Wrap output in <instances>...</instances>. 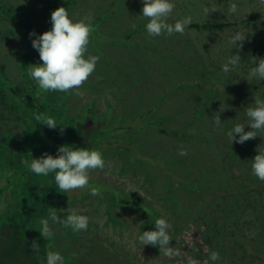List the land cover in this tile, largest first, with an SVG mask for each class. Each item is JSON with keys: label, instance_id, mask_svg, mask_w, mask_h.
Segmentation results:
<instances>
[{"label": "rangeland", "instance_id": "374dc122", "mask_svg": "<svg viewBox=\"0 0 264 264\" xmlns=\"http://www.w3.org/2000/svg\"><path fill=\"white\" fill-rule=\"evenodd\" d=\"M4 1L8 4L25 2L24 0ZM135 1L138 7H135ZM113 2L116 3L120 11L126 12L121 14L115 22H104L102 26L103 36L97 39V45L101 48L100 51L93 48V43L91 44V55H97L100 59L96 65L95 76L91 75L88 82L94 84L100 80L96 72L99 71L100 74L103 57L108 55L107 50H109L116 58L112 60L108 76H125L124 85L118 87L115 77H111L104 83L97 84L95 89L80 90L84 94L74 101L72 106L74 116L83 111L87 112L86 107H92L94 111L88 115V123L85 126L86 133H93L95 128L104 129L103 124L109 126L112 123V129L123 125L140 127L145 121L151 120L150 124L144 128V132L151 136L143 144L146 143L152 149L153 145L158 143L161 145L158 152L163 149L171 156L180 157V160H192L193 163L187 162L182 165L183 171L189 169L192 171L191 175L181 171L178 173L185 179L193 177L198 180L214 179L216 173L221 172V167L224 165L225 152L222 151V147L225 146V131L227 133L230 127L238 123L246 125L245 131H250L245 110L249 106H254L256 98L264 99V81L259 82L253 79L255 82L251 89L252 80L246 79L250 69L257 66L256 64L241 59L240 65L235 71L230 73L222 71V65L227 58L237 54V49L232 48L233 45L229 44V38L236 32L247 34L245 42L259 36L264 43V6H261L258 0H172L176 7L169 17V23H175L176 20L187 16L192 18V23H202L205 21L235 22L242 17L253 15H257L258 22L255 27L234 26L226 30L214 31V33H201L194 29H186L183 35L177 33L167 36L165 34L155 38L149 37L146 30L142 28L141 32L136 34L131 41L125 37H128L134 29L132 25L142 18L140 16L142 8L138 5V2H141L143 6L142 0H126L123 4L119 0H97L96 4L94 1L89 3L87 0H80L70 17L74 21L88 15H91L92 19H96L99 15L98 8L101 7L100 10H102L109 7ZM230 3L237 4V13H229ZM131 7H134V10ZM204 7H208L210 10L207 16L203 13ZM213 9L214 11H212ZM25 10H31V8ZM23 12V9H17L15 12L10 11L11 15L17 17H22ZM33 15L24 16V18L32 21ZM31 25H35V22ZM24 26L26 27V25ZM47 29L46 24L43 28H38V30L43 31ZM0 31V65L5 66L3 71L0 70V76H5L14 82L20 76V62H23L21 50L26 49V41L22 36L23 31L18 25L9 24L7 27L0 22ZM117 41L122 42V44ZM182 44L186 46L185 53L188 55L189 67L196 66L202 60L203 71L207 73L204 78L192 75L191 71L187 72L186 66L179 65L184 61V50L180 47ZM133 45L140 52L144 48V58L146 60L150 58L149 61L138 64L137 69L133 65V58L121 56L134 48L129 49ZM260 49L263 54H257L255 57L264 58V49L262 47ZM88 53L90 54V52ZM140 72H143L144 75H138ZM228 80L231 82L228 83ZM251 90H253L252 95L249 93ZM216 94L221 96L216 97ZM139 98L141 99L140 103ZM111 108L113 109L112 112H110ZM220 108L225 110L220 112ZM199 111H202V116L194 119V114ZM214 113L220 115L222 123L220 129H217L211 121ZM93 114L98 118L105 117L107 121L101 119L97 123L95 119H91ZM225 124L229 125L226 126ZM171 131H182L184 136L182 138L172 137ZM137 132V130L134 133L131 132L128 136L134 135L136 140L137 135H139ZM124 133L123 131H116L113 133V137H122ZM135 140H129L128 143ZM116 142L114 141L113 145L107 144L106 148H117L119 145ZM124 143H127V140ZM242 145L249 160V157H255L258 154V147L264 149V138L257 136ZM181 148L187 150L186 156L178 154ZM149 155L152 153L149 152ZM173 164L170 163V166ZM155 171L159 172L161 168L157 167ZM234 172L238 173L235 169ZM228 174L232 178V172ZM131 175L129 173L123 174L120 165L115 166L108 162L105 169H97L91 172L90 176L94 179L99 178L104 185L111 186L114 190L112 196L108 198L103 190L100 191L99 196L91 195L89 189L70 192L71 195H74V199L68 202V206L77 211L78 214L87 215L89 224L87 231L76 233L82 238L83 243H76V238H69L67 239L66 250L71 245V251L74 254L83 255L81 264H192L193 261L195 264H213L209 256L198 255L197 252L202 237L198 236L200 227L195 216L199 212H196L194 205H191L186 198L182 199V204L187 207L185 209L188 212H182L178 223L181 224L182 228L174 233L173 224L175 221L158 201L160 194L157 193V196L152 190L146 191L145 187L139 185V179L137 180ZM159 176H161V172ZM173 181L177 182L178 178L176 177ZM216 186L217 189L214 193L219 192L218 199L222 201V187H227V185L221 184L216 179ZM126 194H136L144 198L151 203L147 213H159L158 218H165L170 223L169 234L172 240L169 246L179 251L178 256H164L158 245L141 246L138 236L149 230L145 229L142 233L140 232L141 217L139 218L134 211L118 208L117 205L107 207L108 202L113 200V198L110 199L111 197L122 196L126 198ZM257 196L264 197V195H255V197ZM101 201L102 203L99 204ZM258 203H261V200ZM206 206L205 204L204 209L207 208ZM111 215L124 221L125 226L123 227L110 219ZM5 225L0 226V237L6 235ZM52 230L58 234L61 228L57 226ZM108 236L110 240H115L116 244L121 242L126 249L118 250V246L115 244L105 246ZM1 241L0 239V252L1 249L5 248ZM66 243L60 245L64 246ZM103 246L108 251H105ZM25 263L27 262L23 259L21 264ZM76 263L74 259L65 258V264Z\"/></svg>", "mask_w": 264, "mask_h": 264}, {"label": "trees", "instance_id": "16d2710c", "mask_svg": "<svg viewBox=\"0 0 264 264\" xmlns=\"http://www.w3.org/2000/svg\"><path fill=\"white\" fill-rule=\"evenodd\" d=\"M79 1L34 0L31 10L23 12L22 17H17L11 15L8 5L2 4V0H0V11L6 15L5 22L18 25L23 31L22 36L26 43L30 45L29 48L21 50L23 62H20V76L14 82L5 76H0V226L6 224L4 226L6 235L0 237L1 243L5 246L0 252V264H21L23 259L27 262L25 264H45L46 253L49 250L64 254L63 256L68 260L74 259L76 264L78 262L81 264L83 255L74 254L70 244V248L66 250L69 238H76V243H83L82 238L70 228H65L62 224L49 220L52 229L57 226L61 228V231L58 234L54 233V237L50 240H44L38 230L40 220L48 218L49 207L56 208L61 219L66 218L73 210L68 206V202L74 199V195H71L70 192H59L53 174L47 177L37 176L23 163L26 159L31 161L32 158H39L44 153L55 156L61 145H68L73 149L83 147L98 150L103 154L106 163L120 165L122 173L132 174L131 177L139 179V185L145 187L146 191L152 190L156 195L159 193L158 201L175 221L173 224L174 233L182 228L181 224H178L182 212H188L185 209L187 207L182 204V199L186 198L191 205H194L196 212H199L195 216L200 227L198 236L202 237V242L197 249L198 255L208 257L212 251H217L220 260L215 264H264V197H255V195H264L262 192L264 191V182L251 174L250 160L254 157H249L248 160L243 145L235 142L230 144L226 131L225 146L222 147V151L225 152L222 171L216 173V177L212 180H208V178L198 180L195 177L185 179L178 173L181 171L191 175L192 171L190 169L183 171L182 165L187 162L193 163L192 160H180V157L171 156L163 149L158 152L161 148L158 143H155L152 149L146 143L143 144L151 136L144 132V128L150 124L151 120L145 121L140 127L123 125L112 129V123L109 126L104 124V129L97 128L93 133H86L85 126L88 123L90 107H86L87 112L83 111L76 116L72 112L74 101L79 96L63 92L42 93L36 83L28 77L29 65L42 63L38 51L32 47L31 41L35 39V36L30 38L29 33L34 31L36 35L42 34L38 28H43L47 23L48 30H50L52 27L51 12L58 7H65L71 16ZM93 1L96 4L97 0H87L89 3ZM100 8H98V17L92 19L93 31L88 45L90 54H92L91 44L93 43V48H97L95 42L103 35L104 22H115L121 14L126 12L120 11L115 2L102 10ZM26 14H29V17L34 14L32 21L24 18ZM256 16L242 17L235 22L191 23L186 29H194L201 33H214L215 30H225L234 26L255 27L258 22ZM33 22L35 25H31ZM146 23L147 21L143 17L135 22V27L128 37L131 38L140 33L142 28L145 29ZM180 47L184 50V61L179 65L186 66L187 72L191 71L192 75L204 78L207 73L203 71V62H199L198 67H189L188 55L185 53L186 46L182 44ZM261 47L264 49L263 40L259 36H255L244 42L242 50H239V55L242 60L253 63L255 55L263 54ZM4 69L5 66L0 65V70ZM109 70L110 67H107V75ZM96 73L99 75V71ZM92 75L95 76V71ZM139 75H144V73L140 72ZM230 82L228 80V83ZM254 82L255 80H252V84H250L251 89ZM97 83L90 84L87 81L80 90L93 89ZM252 91L249 93L251 94ZM220 96L218 94L216 97ZM37 113H44L55 118L59 125L56 129H50L38 123L34 119V114ZM200 116H202V111L196 112L194 119ZM102 119L107 121L105 117ZM60 125L65 126L63 135L59 132ZM136 130L139 135L135 140L134 135L132 137L128 135ZM116 131L125 133L122 137H113V133ZM171 135L176 138L184 136L182 131H171ZM192 139L194 140V138ZM125 140L127 143H124ZM129 140L135 141L128 143ZM114 141H117L116 144L119 145L117 148H106L107 144L113 145ZM149 152L152 155H149ZM170 163H174L173 166H170ZM157 167L161 168V171L156 172ZM164 167L166 169H163ZM234 169L238 173L234 172ZM160 172L161 176H159ZM230 172H232V178L228 174ZM176 177L178 181L174 182ZM216 179L221 184L227 185V187H222V201L218 199L219 192L214 193L217 189ZM92 186L99 188L100 191L103 190L108 198L114 192L111 186L104 185L99 178L94 179L91 176L90 187ZM125 196L126 198L111 197L110 199L113 198V200L108 202L107 207L117 205L118 208L134 211L139 218L141 217V233L145 229H155L154 220L159 217V213H147L151 203L136 194H126ZM207 197L210 198L207 199ZM259 200L261 203H258ZM101 203L102 201L99 204ZM205 204L207 205L206 209H204ZM113 216L111 215L110 219L123 227L125 226L124 221ZM106 239L105 246L115 244L118 246V250L126 249L121 242L116 244L115 240L109 239V236ZM33 240L40 245L38 253L31 251L30 245ZM64 242L67 243L61 246L60 244ZM105 246H103L104 250L108 251Z\"/></svg>", "mask_w": 264, "mask_h": 264}, {"label": "clouds", "instance_id": "9594fccd", "mask_svg": "<svg viewBox=\"0 0 264 264\" xmlns=\"http://www.w3.org/2000/svg\"><path fill=\"white\" fill-rule=\"evenodd\" d=\"M24 1L25 2L22 4H17L18 2L15 4H8L2 0V4L8 5L10 11L12 10L15 12L17 9H23L25 13L27 11L25 9L32 7L34 0ZM134 3L135 7H138L137 2L135 1ZM142 3L143 6L141 2H138V5L142 8V14L140 16L147 21L145 30L149 37L155 38L165 34L167 36H172L177 33L183 35L186 27L192 23V18L190 16L176 20L175 23L168 22L169 17L176 7L172 0H142ZM258 3L264 6V0H258ZM131 8L134 10V7ZM212 11H214V9ZM228 11L230 14L237 13V4L230 3ZM209 12L210 10L208 7L203 8V13L206 16L209 15ZM5 16L6 15L0 11V22L8 27L9 24L4 20ZM26 16H29V14H26ZM50 22L52 25L50 30H48L49 26L46 24L48 29L45 31L40 30L42 34L36 35L34 31L29 33L30 38L35 36V39L31 41L32 47L38 51L39 59L42 63L29 65L27 75L36 83L38 89L42 93L63 92L83 96L84 93L80 91V89L95 71L96 65L100 59L99 56L88 53L90 35L93 31L92 17L88 15L74 21L69 16L65 7H58L51 12ZM132 27L134 28L135 24H133ZM102 36L103 35L99 38ZM134 36L125 38L131 41L134 39ZM246 36L247 34L236 32L229 38V44L233 45L232 48L237 49V54L229 56L222 65V71L224 73H230L239 67L241 61L239 50H242ZM118 43L122 44V42ZM95 44L97 50L100 51V46L97 45V42H95ZM25 45L26 48L30 46L28 43H25ZM135 45L131 46L129 49ZM143 50L144 48L142 52H140L134 47L121 56L133 58V65L137 69L138 64L150 60V58L147 60L144 58L145 54ZM107 52L108 55L103 57V65L99 74L100 80L97 84H102L109 78L115 77L116 85L121 87L124 85L125 76L107 75V67L111 69L112 60L116 58L109 50H107ZM199 62H202V60ZM198 63L196 67L199 66ZM253 63L257 66L250 69L246 79L248 81L253 79L259 82L264 81V58L253 57ZM96 85L93 89L96 88ZM224 110L225 109L220 108L219 111L223 112ZM91 111H94L92 107H90V112ZM245 112L248 120L247 125L250 126L251 130L245 131L246 125L244 124H235L227 131L230 144L235 142L242 145L248 140L255 139L257 136L264 138V99L256 98L254 106L247 107ZM91 114L92 113H90V115ZM102 118H98L95 114L91 117V119H95L97 123H99V120ZM34 119L50 129H56L59 125L55 118L44 113L34 114ZM126 120L128 121V118ZM211 121L217 129L221 128L222 123L219 114L214 113ZM60 126L59 132L63 135L65 126ZM257 152L258 154L251 160V174L261 182H264V149L258 147ZM178 154L186 156L188 153L187 150L181 148ZM23 163L26 168L37 176L47 177L53 174L55 185L61 193L89 189L90 194L93 196H99L101 194L99 188L95 186L90 187V173L97 169L103 170L106 167L103 154L98 150H90L83 147L73 149L68 145H61L58 147L55 156L44 153L39 158H32L31 161L26 159ZM140 195L143 196L141 193ZM49 220L53 223L62 224L65 228H70L74 233L87 231L89 224V217L87 215L78 214L77 211L72 210L66 218L61 219L57 214V209L49 207L48 218L41 219L39 222L40 228L38 230L44 240H50L54 237V232L50 227ZM154 225L155 229L144 231L138 236L139 244L141 246L158 245L160 252H162L164 256H178L179 251L169 246L172 240L169 234V229L171 228L170 223L165 218L161 217L155 220ZM30 247L32 252H39L40 245L35 240L31 242ZM209 259L215 264V262L220 260V255L217 251H212ZM46 264H65V258L59 252L49 250L46 253ZM192 264H195V262L193 261Z\"/></svg>", "mask_w": 264, "mask_h": 264}, {"label": "bare ground", "instance_id": "6f19581e", "mask_svg": "<svg viewBox=\"0 0 264 264\" xmlns=\"http://www.w3.org/2000/svg\"><path fill=\"white\" fill-rule=\"evenodd\" d=\"M119 1H120V3H121V4H123V3H124V1H126V0H119Z\"/></svg>", "mask_w": 264, "mask_h": 264}]
</instances>
